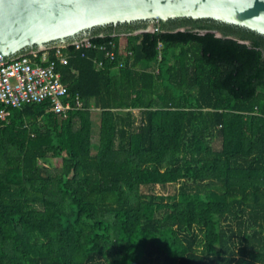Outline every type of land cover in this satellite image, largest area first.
Masks as SVG:
<instances>
[{
    "label": "trees",
    "instance_id": "trees-1",
    "mask_svg": "<svg viewBox=\"0 0 264 264\" xmlns=\"http://www.w3.org/2000/svg\"><path fill=\"white\" fill-rule=\"evenodd\" d=\"M177 20L205 32L93 34L115 74L70 51L68 117L0 103V264H264V35Z\"/></svg>",
    "mask_w": 264,
    "mask_h": 264
},
{
    "label": "water",
    "instance_id": "water-1",
    "mask_svg": "<svg viewBox=\"0 0 264 264\" xmlns=\"http://www.w3.org/2000/svg\"><path fill=\"white\" fill-rule=\"evenodd\" d=\"M174 18H208L264 35V0H0V64L91 38L65 43L95 27Z\"/></svg>",
    "mask_w": 264,
    "mask_h": 264
},
{
    "label": "built area",
    "instance_id": "built-area-1",
    "mask_svg": "<svg viewBox=\"0 0 264 264\" xmlns=\"http://www.w3.org/2000/svg\"><path fill=\"white\" fill-rule=\"evenodd\" d=\"M154 27L149 32H155ZM135 35L140 34L134 32ZM116 36L97 42L93 38L67 44L52 46L43 51H34L0 64V103L13 108H23L27 104L50 103V110L68 117L70 112L84 108L80 94L73 95L63 81V72L59 66L70 63L71 53H81L89 57L88 51H97L103 57L94 58L98 68L110 65L111 71L133 67L134 51L122 50ZM164 44L158 45V59L163 58ZM7 112L0 110L5 118Z\"/></svg>",
    "mask_w": 264,
    "mask_h": 264
},
{
    "label": "flooded vegetation",
    "instance_id": "flooded-vegetation-1",
    "mask_svg": "<svg viewBox=\"0 0 264 264\" xmlns=\"http://www.w3.org/2000/svg\"><path fill=\"white\" fill-rule=\"evenodd\" d=\"M181 22L182 21H178L177 18H174V19H168L166 21H159L157 19H151V20H139V21L125 22V23H118V24H108L105 26H99V27L89 29L83 32L82 34H80L79 36L92 37V35L95 33L105 34L108 32H112L114 35H116L123 31H127V29H135V32H137L139 30L148 29L150 27H157L158 29H162V28L169 29V30H172V32L186 31L191 28L194 31H201L203 33L205 32L204 29H200L198 26L193 27L192 23L182 24ZM216 33L218 36H221L220 32L216 31ZM157 73H159V70H157Z\"/></svg>",
    "mask_w": 264,
    "mask_h": 264
},
{
    "label": "rangeland",
    "instance_id": "rangeland-1",
    "mask_svg": "<svg viewBox=\"0 0 264 264\" xmlns=\"http://www.w3.org/2000/svg\"><path fill=\"white\" fill-rule=\"evenodd\" d=\"M151 67L152 68H158V63L151 62ZM116 72H114L115 74ZM62 165V161L59 159H53V166L59 167ZM176 186L175 185H169L167 188H162V187H157V192L163 193V194H173L176 192Z\"/></svg>",
    "mask_w": 264,
    "mask_h": 264
}]
</instances>
